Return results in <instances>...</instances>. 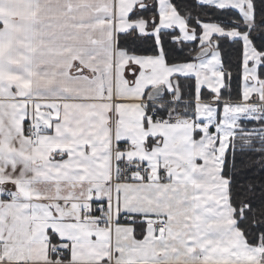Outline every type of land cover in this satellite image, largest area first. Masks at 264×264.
I'll list each match as a JSON object with an SVG mask.
<instances>
[{
	"label": "snow or ice",
	"instance_id": "1",
	"mask_svg": "<svg viewBox=\"0 0 264 264\" xmlns=\"http://www.w3.org/2000/svg\"><path fill=\"white\" fill-rule=\"evenodd\" d=\"M0 264H264V0H0Z\"/></svg>",
	"mask_w": 264,
	"mask_h": 264
}]
</instances>
